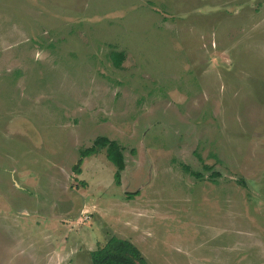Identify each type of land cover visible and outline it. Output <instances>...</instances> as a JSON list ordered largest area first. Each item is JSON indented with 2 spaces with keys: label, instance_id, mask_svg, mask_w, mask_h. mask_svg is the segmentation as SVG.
<instances>
[{
  "label": "rangeland",
  "instance_id": "rangeland-1",
  "mask_svg": "<svg viewBox=\"0 0 264 264\" xmlns=\"http://www.w3.org/2000/svg\"><path fill=\"white\" fill-rule=\"evenodd\" d=\"M112 237L264 264V0H0V264H92Z\"/></svg>",
  "mask_w": 264,
  "mask_h": 264
},
{
  "label": "trees",
  "instance_id": "trees-1",
  "mask_svg": "<svg viewBox=\"0 0 264 264\" xmlns=\"http://www.w3.org/2000/svg\"><path fill=\"white\" fill-rule=\"evenodd\" d=\"M113 63L117 69H122L126 60L125 52H113L111 54ZM93 147L107 150L108 159L117 167L118 183L120 182L122 171L126 166V158L124 155L125 149L117 142L108 139L107 137H98ZM92 148V147H91ZM95 148L91 152H95ZM203 162V160H201ZM80 165H77L76 172H80ZM184 171L194 176L195 178H204L201 173L193 171L189 166L182 165ZM206 171H211L212 168L204 166ZM219 174L213 172L210 177L212 180ZM92 264H148L142 256L139 249L130 241L118 237H112L106 244L100 245L91 253Z\"/></svg>",
  "mask_w": 264,
  "mask_h": 264
},
{
  "label": "flooded vegetation",
  "instance_id": "flooded-vegetation-1",
  "mask_svg": "<svg viewBox=\"0 0 264 264\" xmlns=\"http://www.w3.org/2000/svg\"><path fill=\"white\" fill-rule=\"evenodd\" d=\"M111 140V139H110ZM124 155H125V151H124Z\"/></svg>",
  "mask_w": 264,
  "mask_h": 264
}]
</instances>
